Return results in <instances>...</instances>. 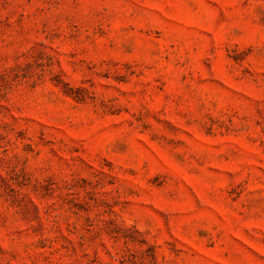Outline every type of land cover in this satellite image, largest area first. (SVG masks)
<instances>
[{
  "label": "rangeland",
  "instance_id": "rangeland-1",
  "mask_svg": "<svg viewBox=\"0 0 264 264\" xmlns=\"http://www.w3.org/2000/svg\"><path fill=\"white\" fill-rule=\"evenodd\" d=\"M0 264H264V0H0Z\"/></svg>",
  "mask_w": 264,
  "mask_h": 264
}]
</instances>
